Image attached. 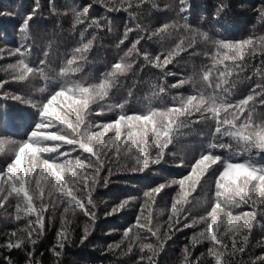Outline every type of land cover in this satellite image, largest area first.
Instances as JSON below:
<instances>
[{
  "label": "snow or ice",
  "instance_id": "obj_1",
  "mask_svg": "<svg viewBox=\"0 0 264 264\" xmlns=\"http://www.w3.org/2000/svg\"><path fill=\"white\" fill-rule=\"evenodd\" d=\"M95 4L107 13L124 12L127 21L116 44V59L98 79H89L81 74L99 34L112 31L108 16L92 15ZM146 5L159 7L155 0H91L61 11L55 0H48L51 16L71 13L70 30L78 35L75 45L53 66L51 41L41 49L43 58H33V25L44 18L41 0H33L17 26L13 46L0 47V60L15 58L2 68L7 75L0 79V100L33 110L0 109L4 129L0 153L4 145L10 146L11 153L0 165V209L14 223L24 221L0 233V264H14V250L24 253L26 264H42L36 246L57 220L56 240L49 251L53 264H62L65 248L74 243L69 215L74 218L79 211L87 218L78 238L80 245L95 230L99 217L93 194L97 187L107 188L118 172L153 173L157 166L170 162L187 168L186 174L149 186L142 201L125 198L104 212L108 217L133 205L137 209L134 221L105 252L131 256L133 264H159L160 253L177 233L197 229L182 248L181 264H203L205 260L234 264L233 258L249 249L254 228L264 229V31L239 40L210 34L191 24L192 0L165 4L163 10L171 11L172 17L150 28L140 22ZM228 10L229 5L221 0L210 14L201 13L200 20L226 31ZM257 13L264 25V6ZM3 15L12 13L0 11ZM150 41L171 44L153 54L146 47ZM201 44L208 46L206 51L200 50ZM200 56V66H194L190 76L169 83V77L179 75L169 65ZM148 67L157 69L159 75L144 97L147 106L138 107L139 74ZM242 79L253 81L252 86L246 95L234 98ZM35 81L44 84L38 89L39 96L5 87L17 83L28 88ZM185 85L192 86L191 93L171 92ZM105 113L113 118L92 119ZM21 125L23 138L7 134L8 126ZM197 126L206 129L200 133L204 140L198 154L191 160L175 159L177 153L170 146L196 133ZM114 163L118 167L113 168ZM210 176L215 177L214 195L207 210L193 216L189 196L203 188ZM167 188L175 190L170 214L164 223H157L152 207ZM205 242L206 252L193 255L196 246ZM256 243L264 247V240ZM250 264H264V255L251 258Z\"/></svg>",
  "mask_w": 264,
  "mask_h": 264
},
{
  "label": "trees",
  "instance_id": "obj_2",
  "mask_svg": "<svg viewBox=\"0 0 264 264\" xmlns=\"http://www.w3.org/2000/svg\"><path fill=\"white\" fill-rule=\"evenodd\" d=\"M91 0H55L56 6L61 9H70L71 7H79L82 4L90 3ZM159 6L153 9L151 5H146L144 11L140 16V22L150 28L167 22L172 17L171 11L163 10V6L168 3H173L174 0H155ZM194 4L193 15L190 22L194 27H200L202 30L209 31L210 34H217L224 38L239 40L245 38L253 33L259 34L264 31V25H261L257 9L264 6V0H223L229 5V10L226 15L225 28L217 30L215 26L209 25L206 22L202 23L200 20L201 13L210 14L221 0H192ZM33 0H0V11L12 13V15L0 16V47L7 49L13 46L14 41L17 39V26L22 20L23 16L31 10ZM41 6L44 9V18H38L33 25V36L35 37V53L34 59L43 58L41 49L45 48L49 41L52 42V56L50 60L53 61V66H56L58 58L62 57L64 53L70 50L78 40V35L71 32L72 16L69 12L67 16H51L48 11V0H41ZM92 15L97 17L108 16L111 19L112 31L100 33V38L97 45L94 47L90 54V62L86 65L84 72L81 75L87 76L89 79H98L103 71L116 59L118 49L116 44L118 39L122 36L124 24L127 21V15L124 12L107 13L106 10L99 4L93 5ZM83 27V26H80ZM133 36L136 33L132 34ZM127 44V42H126ZM171 41L161 44L158 41H150L146 47L153 54L159 53L165 47L170 46ZM124 47V46H122ZM208 46L200 45V50L206 51ZM15 58H8L0 60V79H3L7 74L2 71L8 62L13 61ZM202 56L195 58H187L182 60L180 64L173 67L169 65L168 68L175 71L179 75L176 77H169V83L175 82L177 79L190 76L193 68L200 66ZM141 83L137 87V95L139 99V106H147L148 101L144 99L149 94L150 84L156 80L159 72L157 69L150 67L145 68L140 74ZM253 81L242 79L235 89V97L240 98L246 95L252 86ZM44 86L42 81H35L33 84L24 88L17 83L6 85V88L14 91H24L34 93L39 96V87ZM192 86L185 85L183 88L172 89L173 93H183L185 95L191 93ZM124 93H121L123 95ZM0 109L12 111L31 112L30 108H26L10 100H0ZM113 118V114L105 113L101 116L92 117L95 121H107ZM198 131L187 136L180 137L173 146H170L176 153L178 160L183 157L185 160H191L198 154L202 147L204 137L200 134L205 131L200 126H197ZM0 133H4V129L0 127ZM7 134L13 138H23L25 128L8 126ZM4 151L0 153V165L4 163L10 156V146L4 145ZM75 155V154H73ZM87 155V154H85ZM227 155V153H225ZM171 159V158H170ZM259 160V157H257ZM123 157L120 163L122 164ZM264 162V161H261ZM118 167L116 163L113 168ZM157 171L153 173L132 174L127 172H118L114 175L112 183L107 188L97 187L94 192V199L97 206V213L99 219L96 222L95 230L89 240L84 245L78 243V238L81 235V228L83 222L87 219L82 214L77 212L76 217H71L72 224L70 227L74 234V243L69 245L64 250L62 257V264H133L131 256H124L123 254L116 255L107 253L104 250L109 243L119 240L121 230L128 227L135 218L136 206H131L128 210L122 211L119 214L105 217L104 212L110 209V206L119 203L125 198L137 197L138 202L142 201L143 192L149 186H155L164 180L179 177L186 174L187 168H178L174 163L165 164L162 167L157 166ZM214 176L206 177L207 184L203 188H197L195 192L191 193L189 199L191 204L188 207L192 211L193 216L203 214L208 207V203L214 195ZM175 196L174 188H167L156 198V203L152 207L154 220L157 223H164L170 214V206L172 198ZM11 211V209H9ZM235 212L241 209H235ZM17 223L23 225L24 221L13 222L11 217L0 209V233H4L17 226ZM59 223L50 226L45 236L41 239L40 243L36 246L37 259L42 261V264H53L54 258L49 251L54 245L56 240V229ZM197 229H185L183 232L177 233L174 237V242L170 241L165 246V250L159 255V264H181L182 248L188 243L192 233ZM111 232V235L107 233ZM3 236L0 235V240ZM258 240H264V229L256 227L250 237L249 249L241 257L233 258L234 264H250V259L255 256L264 255V247L257 245ZM208 247L207 242L198 244L193 255L198 256L201 252H206ZM14 264H26V257L23 252L14 250L11 253ZM203 264H208V261H203Z\"/></svg>",
  "mask_w": 264,
  "mask_h": 264
}]
</instances>
